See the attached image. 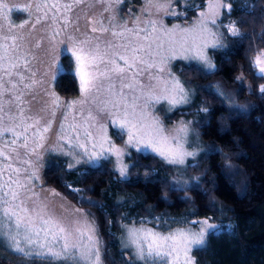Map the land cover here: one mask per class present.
<instances>
[{
    "label": "trees",
    "instance_id": "obj_1",
    "mask_svg": "<svg viewBox=\"0 0 264 264\" xmlns=\"http://www.w3.org/2000/svg\"><path fill=\"white\" fill-rule=\"evenodd\" d=\"M197 2L203 0L193 3ZM226 2L231 11L223 19L235 23L241 35L224 30L225 45L210 51L215 68L174 65L195 93L187 105L164 119L168 124L179 119L191 122L208 148L186 166L187 183L179 185L175 167L152 153L131 151L125 178L108 161L69 169L64 159H49L45 185L92 218L104 264H128L115 237L121 221L160 215L210 217L231 224L230 229L209 232L204 245L193 249L195 264H264V93L260 91L264 79L254 75L250 65V57L264 49V0ZM192 5L169 22H191L197 14ZM64 63L68 69L65 58ZM54 87L65 98L79 91L65 70L57 75Z\"/></svg>",
    "mask_w": 264,
    "mask_h": 264
},
{
    "label": "rangeland",
    "instance_id": "obj_2",
    "mask_svg": "<svg viewBox=\"0 0 264 264\" xmlns=\"http://www.w3.org/2000/svg\"><path fill=\"white\" fill-rule=\"evenodd\" d=\"M193 2L194 0H151V2L150 0H0V3H7L13 9L9 13L0 10V29H2L0 31V38L3 36L16 38L17 55L21 57V64L27 63V70L23 67H18L16 71L24 72L25 83L32 84L30 89H24L22 85L18 86L16 90L11 91V98L8 94L0 95V105L3 106V110L0 111V117H2L0 119V154L15 157L16 153L10 146L13 140H15V148L19 151L20 159L16 160L13 158L8 163H11L13 168H20L22 170L20 178L31 189V192L28 194L32 196V200L27 201L29 207H32L33 202L37 204L42 203L46 205L48 214L54 215L63 223L67 224L81 220L94 225V238L98 241L96 246L99 248L101 264H104L102 259V243L94 221L82 209L62 196L58 190L45 185L44 170L51 156L64 159L66 167L69 169L87 166L94 167L103 161H108L104 159L89 160L79 150L70 151L67 145L58 140L60 126L64 125L67 128L72 123H81L89 109L92 110L95 117V120L90 122V124H94L95 126L91 127L90 130L95 134L100 126H104L109 138L118 147L125 149L123 160L127 166V175V156L130 155L131 151L138 150L127 146L126 137L124 138L125 142H122L118 138L116 135L117 130L110 123L108 112L100 111V108H102L101 101L105 99L103 95L96 97L95 103L89 101L84 105L77 104L71 110L68 119H64L65 113L69 112L64 106L65 103L73 100L79 101L81 95L78 91L77 95L65 98L54 87L57 75L66 69L64 63L66 54L63 52V49L65 47L71 48L73 40L87 39L90 42L89 46L98 44L101 50L111 45L112 47L108 49L111 55L112 52L122 53L124 51L122 48L115 47L117 45L148 43L143 39L137 40V37L142 38L149 32H151L152 38L160 37L161 40L166 39V31H178L200 25L201 13H208L210 0H203L202 3L197 2L195 4ZM223 2L227 3L226 0H223ZM53 4L57 5L58 10L50 7ZM69 5L71 7H68ZM191 5L197 9V14L191 22L176 20L169 22L168 19H174L177 15L184 14L186 8ZM227 11V9H221L219 16L216 17L217 24L212 25L209 23L208 25L212 31L223 34L221 41L223 46L225 45L224 30H227L225 25L231 24V22L223 19V14ZM20 25H23V27H20ZM153 26H155V31H152ZM93 29L95 31H92ZM113 32H123V35H113ZM159 42L160 40H157V43ZM153 48H155V44H153ZM213 49L216 48L209 47L206 49V54L214 64L210 54V51ZM159 52L160 55L156 56L144 55V59L149 64H153L152 67H148V64H137L128 73V76H131L132 73H136V75L134 80L128 78L124 80L125 84L131 83L133 85L132 89L124 88V92L128 95L129 101H131L133 96H137L140 97L138 102L143 104L144 97L149 93L153 95L162 94L165 83L170 86L173 80H178L183 85L187 93V102L170 105L167 101L162 100L159 103L153 104L150 108L151 114L160 119L166 131L174 129L181 122L188 125L189 134L186 147L189 151L195 152L196 156L187 157L185 165H173L176 169L175 180L176 182L179 180L178 184L181 185L187 183L190 179V176L186 172V166L195 161L208 148L199 138L191 122L179 119L168 124L164 119L165 114H170L174 109L187 105L195 93L194 88L187 85L177 74L174 65L177 62L185 64L194 63L202 69L208 70L203 64L194 59L180 58L179 55L176 58H171L166 44ZM163 57L168 58L164 59L163 63H161ZM118 62L123 65L122 61ZM161 67L164 69L163 71H160ZM13 79L15 80L16 77H13ZM119 87L120 82L117 80V89ZM215 88L218 92H222L219 88ZM53 95L59 97V107H53L51 103ZM17 96L20 97L19 100L15 99ZM230 101L236 104L234 100L230 99ZM21 110L23 111L25 126L33 125L36 120H39V124H36L34 128H28V151L20 147V143L25 135L23 127L20 125L21 118L17 115ZM53 110L55 111L54 116L52 114ZM81 112H83V116ZM74 116L75 121L73 120ZM12 117H16V119L13 120L11 119ZM49 121H51L49 130L46 133H42L44 139L42 141L34 139L35 132L47 125ZM8 129H14L16 136L13 137L12 131ZM6 146L9 147L6 148ZM33 148H35V154H28ZM138 152L152 153L143 150ZM152 154L156 155L155 153ZM24 160L31 161V164H25ZM8 163L0 161V168H7ZM110 163L113 171L122 177L116 170L114 158L113 162ZM3 178L7 179V173H5ZM71 188L77 190L76 187ZM205 219L216 226L214 229L208 230V233L222 227L228 229L231 227L229 222L217 223L212 221L210 217L187 220L184 217L160 215L121 221L115 237L119 249L125 252V259L128 264L130 262L131 264H143L142 261L136 260L133 254L134 249L125 246L128 241L129 228H154L157 231L165 233L168 230L175 231L179 228L199 231L200 225L197 222ZM0 240H4V238L0 237ZM83 243L91 247L86 237ZM198 247L200 246L192 247L188 253L192 264H195L192 251ZM82 250L85 249L82 247ZM0 264H48V260L41 257L25 256L12 250L10 246L6 248L3 244H0ZM52 264H73V260H53Z\"/></svg>",
    "mask_w": 264,
    "mask_h": 264
},
{
    "label": "snow or ice",
    "instance_id": "obj_3",
    "mask_svg": "<svg viewBox=\"0 0 264 264\" xmlns=\"http://www.w3.org/2000/svg\"><path fill=\"white\" fill-rule=\"evenodd\" d=\"M50 7L57 9L55 4ZM221 9H227L230 12L231 5L224 3L223 0H210L208 13H201L200 25L178 31H166L167 38L163 40L160 37L152 38L149 32L142 38L137 37V40L147 41L146 44L128 43L115 46L122 48L124 50L122 53L112 52L110 55L108 49L112 47L111 45L101 50L98 44L89 46L90 42L87 39L73 40L71 48L63 49L66 54L65 59L70 65L65 71L70 73L72 79L78 83L81 99L65 103L64 106L69 112L65 113L64 119H68V115L77 104L84 105L89 101L95 103V98L103 95L105 99L101 101L100 111L108 112L110 123L117 130L116 135L122 142H125L126 137V144L129 147L136 148L138 151L155 153L170 165H185L187 157L196 156L195 152L189 151L186 147L188 125L181 122L179 126L166 131L160 119L150 112L151 106L162 100L170 105L187 102V93L183 85L178 80H173L170 86L165 83L162 94L149 93L144 97L143 104H140L138 102L140 97L137 96H133L129 101L124 88L132 89L133 85L125 84L124 80L135 79L136 73H132L131 76H128V73L137 64H148V67H152L153 64H149L144 59V55H160L159 50L164 48L165 44L171 58L179 55L180 58L199 61L209 71L214 69L215 65L207 56L206 49L222 47L223 34L212 31L208 25L209 23L217 24L216 17L219 16ZM0 10L9 13L13 9L7 3H0ZM225 27L231 36L241 35L240 28L235 23ZM152 31H155V26ZM113 35H123V32H113ZM15 39L8 36L0 38V95L8 94L10 98L11 91L16 90L18 86L22 85L24 89L32 87V84L25 83L24 72L16 71L18 67L27 70V63L21 64ZM157 40L160 42L157 43ZM167 58L163 57L161 63ZM118 61H122L123 65ZM250 65L254 75L264 79V49L256 51L250 57ZM163 70L161 67L160 71ZM13 77L16 79L14 80ZM117 80L120 82L119 89H117ZM260 91L264 93V86H261ZM218 95L223 96L224 93L219 92ZM15 99L19 100L20 97L17 96ZM51 103L54 108L59 107V97L53 95ZM2 110L3 106L0 105V111ZM52 114L55 115L54 110ZM17 115L21 118L20 125L25 134L20 147L28 151V128H34L36 124H39V120H36L33 125L25 126L23 111L21 110ZM81 115L83 116V112ZM11 119L14 120L16 117ZM73 120L75 121V116ZM94 120L92 110L89 109L81 123H72L67 128L61 125L58 140L67 145L70 151L79 150L89 160L104 159L113 162L114 158L116 170L122 177H126L127 166L123 160L125 149L118 147L109 138L104 126H100L94 134L90 130L95 126L90 124ZM50 125L51 121L37 130L34 139L42 141L44 139L42 133H46ZM8 130L12 131L13 137L16 136L14 129ZM10 146L16 153L15 157L0 154V161L3 163H8L13 158L20 159L19 151L15 148V140ZM28 154L34 155L35 148ZM23 162L31 164L29 160ZM21 171L20 168H13L11 163H8L7 168H0V237L4 238L0 240V244L6 248L10 246L12 250L25 256L45 258L48 264H52L53 260L66 259L73 260V264H101L99 248L96 246L98 241L94 238V225L81 220L63 223L54 215L48 214L46 205L42 203L33 202L32 207H29L27 201L32 200V196L28 194L31 189L21 180ZM5 173H7V179L3 178ZM179 182L177 180V183ZM197 223L200 225L199 231L179 228L165 233L154 228H129L125 246L132 247L136 260L142 261L143 264H192L188 256L191 248L204 245L208 230L216 227L207 219ZM85 237L91 247L83 243ZM82 247L85 250H82Z\"/></svg>",
    "mask_w": 264,
    "mask_h": 264
}]
</instances>
